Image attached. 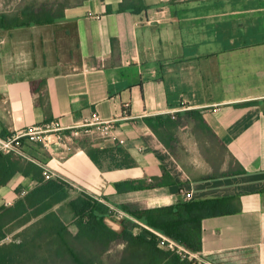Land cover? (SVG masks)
Segmentation results:
<instances>
[{
    "label": "crops",
    "instance_id": "obj_1",
    "mask_svg": "<svg viewBox=\"0 0 264 264\" xmlns=\"http://www.w3.org/2000/svg\"><path fill=\"white\" fill-rule=\"evenodd\" d=\"M123 1L65 3L62 21L73 24L78 41L79 64L71 70L10 62L6 44L18 45L16 57L26 46L31 52L35 31L0 29V137L51 121L78 125L95 111L122 118L115 138L67 134L61 144L32 151L53 178L71 185L72 197L105 202L112 210L105 222L118 233L126 221L140 224L122 206L237 196L242 211L205 219L203 250L190 259L264 264V0H143L149 9L141 14L120 12ZM117 148L131 165L115 167L123 160ZM88 149L101 151L100 166ZM140 182L139 190L116 187ZM34 186L18 174L0 186V206L18 200L17 188Z\"/></svg>",
    "mask_w": 264,
    "mask_h": 264
},
{
    "label": "trees",
    "instance_id": "obj_2",
    "mask_svg": "<svg viewBox=\"0 0 264 264\" xmlns=\"http://www.w3.org/2000/svg\"><path fill=\"white\" fill-rule=\"evenodd\" d=\"M64 7L65 4L49 6L37 4V0L29 1L10 12H1L0 29L53 24L63 19ZM148 9L143 0H124L119 7L120 12L133 14ZM147 122L156 130L150 119ZM32 145L41 146L25 143L23 151L30 158L0 152V186L8 185L18 174L35 183L25 194L22 187L17 188L20 197L13 205L0 206V264H195L185 251L202 252L203 221L242 211V202L237 196L149 209L122 206L140 224L130 225L126 221L124 230L118 233L105 222L112 215L111 208L86 193L72 197L69 183L60 178H47ZM87 153L101 165L98 158L101 151L88 149ZM116 153L123 160L115 167L132 164L124 150L117 148ZM116 187L120 191L139 190L144 185L123 183ZM18 228L21 230L13 240L5 241ZM170 241L175 243L173 247ZM120 243H125V247L114 257L111 252ZM179 246L184 251L180 252Z\"/></svg>",
    "mask_w": 264,
    "mask_h": 264
},
{
    "label": "rangeland",
    "instance_id": "obj_3",
    "mask_svg": "<svg viewBox=\"0 0 264 264\" xmlns=\"http://www.w3.org/2000/svg\"><path fill=\"white\" fill-rule=\"evenodd\" d=\"M40 1L49 6L53 4L57 6L75 0ZM23 2L24 0H0V13L10 12L16 6L24 4ZM29 27H31L30 29L33 32L35 31V43L31 52H29V48L26 46L20 50V56L16 57L14 50L18 49V45L10 42L6 44L5 48L7 60L12 63L15 62L24 68H36V70L48 68L51 65L50 69H53V66L56 65L57 70L66 71L73 69L79 64L78 41L73 24H65L60 20L53 24L33 25ZM12 239L11 236V238H6L5 241L10 242Z\"/></svg>",
    "mask_w": 264,
    "mask_h": 264
},
{
    "label": "built area",
    "instance_id": "obj_4",
    "mask_svg": "<svg viewBox=\"0 0 264 264\" xmlns=\"http://www.w3.org/2000/svg\"><path fill=\"white\" fill-rule=\"evenodd\" d=\"M130 104H124V117L128 116ZM122 118L103 119L98 112H93L90 117L84 119L81 124L73 126H65L59 121H51L44 125H34L23 129H19L7 137H0V152L15 153L26 156L23 151L24 145L27 142L41 143L45 147L61 144L64 142L66 135L79 136L86 133H97L101 138H115L117 131V124ZM44 175L47 178H53L52 174L44 168ZM26 192H22L25 194ZM190 194H186V198H190ZM175 245L170 241V247ZM182 252L184 249L178 247ZM190 258V253L185 251Z\"/></svg>",
    "mask_w": 264,
    "mask_h": 264
}]
</instances>
